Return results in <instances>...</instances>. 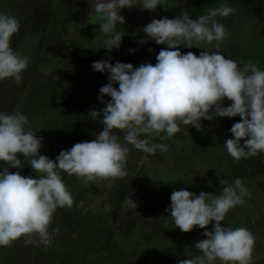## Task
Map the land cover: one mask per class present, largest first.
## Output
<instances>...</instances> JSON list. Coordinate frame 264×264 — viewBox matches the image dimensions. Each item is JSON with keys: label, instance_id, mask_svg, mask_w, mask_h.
Wrapping results in <instances>:
<instances>
[{"label": "rangeland", "instance_id": "374dc122", "mask_svg": "<svg viewBox=\"0 0 264 264\" xmlns=\"http://www.w3.org/2000/svg\"><path fill=\"white\" fill-rule=\"evenodd\" d=\"M212 1L162 0L152 12L136 6L121 9L119 14L125 23L115 28L123 35L121 45L109 52L104 49V41L115 32L106 35L100 31L97 15L90 12L92 0H0V13L14 15L20 24L11 47L29 58V66L21 74V83L11 78L0 81V111L24 114L29 121L26 130L43 138L39 154L52 160L75 143L94 140L103 130L102 117L91 120L89 110L105 106L97 96L100 87L107 83V73L94 72L91 64L110 56L113 64L118 61L131 63L134 68L142 63L154 65L159 51L167 46L146 39L142 28L153 19L175 18L185 9L194 20L222 4L232 7L234 12L226 18L217 17L227 32L219 48L215 43L193 42L192 48L179 46L182 54L191 51L199 56L204 50L219 51L241 67L251 62L264 70V0H216L213 7H209ZM92 20L97 23H90ZM142 39L145 42L139 43ZM130 49L135 51L130 52ZM230 104L227 99L223 101V106ZM239 120V116L202 120L203 131L191 125L183 128L181 124L186 130L182 131L181 140L186 142L177 146L172 137H158L154 144L168 145L161 161L165 163L164 169L147 160L145 167L150 164L149 169L139 171L135 164L137 150L132 148L126 162L129 173L115 180L114 187L112 182L108 185V180L84 184L75 175L61 172L74 203L71 208L55 211L48 229L50 242L44 244L33 237L36 242L26 244V237H21L7 247L0 246V264H178L179 260L194 258L200 255L194 242L205 239L203 232L211 231L213 224L184 233L175 227L170 212L165 209L169 208L173 190L219 195L225 186L220 184L223 174H227L228 184L240 178L250 196L228 211L222 225L232 229L247 228L254 244L263 242L264 154L235 161L222 146L232 138L230 128ZM114 132L123 140L122 132ZM151 137L142 138H147L149 143ZM179 139L177 137V141ZM243 143L242 140L241 145ZM140 155L143 156V151ZM146 157L153 159L149 155ZM18 158L23 162L19 154ZM182 159L187 160L189 166L184 161L186 167H181ZM5 166L0 162V171ZM181 169L194 178L192 185L177 180L175 171ZM10 171L37 178L26 163L21 169ZM132 173H138L136 176L141 179L138 186L141 185L142 192L136 191L138 199L141 204V200L149 199V204L143 203L144 212L131 217L126 210L122 211L123 202L119 200H124L120 192L129 189L128 176ZM147 177L151 183L145 181ZM130 208L133 213L134 208ZM148 225L151 228H147ZM251 261L264 264V256Z\"/></svg>", "mask_w": 264, "mask_h": 264}, {"label": "clouds", "instance_id": "9594fccd", "mask_svg": "<svg viewBox=\"0 0 264 264\" xmlns=\"http://www.w3.org/2000/svg\"><path fill=\"white\" fill-rule=\"evenodd\" d=\"M161 3L92 0L90 12L97 15L100 31L106 35L115 32L104 41V49L111 52L121 45L123 35L115 31L117 24L125 23L119 14L121 9L136 6L152 12ZM233 12L232 7L222 4L195 20L186 9L172 19H153L142 28L146 39L167 46L159 51L154 65L142 63L134 68L131 63L113 64L110 56L93 62L94 72L107 73V83L97 96L105 106L89 110L91 120L102 117L103 130L94 140L60 151L55 160L39 154L43 138L26 130L29 121L24 114L0 111V162L6 165L0 171V246L7 247L21 237H26V244L36 242L33 237L44 244L50 242L48 229L55 211L71 208L74 203L61 172L75 175L84 184L122 178L127 175L126 162L132 148L147 154L167 152V144H149L142 137L168 139L181 130V124L203 131L202 120L239 116L230 128L232 138L222 146L235 161L264 154V70L251 62L241 67L219 51L204 50L197 56L179 50L180 45L192 48L193 42L215 43L219 48L227 32L217 17L226 18ZM90 23L96 24L97 20ZM19 31L14 15L0 13V81L11 78L21 83V74L29 66V58L11 47ZM105 96L110 99L105 100ZM225 99L231 101L229 106H223ZM114 130L123 133V140ZM24 163L37 178L10 171L21 169ZM220 184L225 186L219 195L203 191L197 195L186 189L171 192L165 211L170 212L175 227L187 233L213 224L211 231L203 232L205 239L194 242L200 255L179 260L178 264H250L252 233L244 227L226 228L221 223L228 211L243 203L250 193L240 178L233 184ZM124 206L136 209L137 203L126 197Z\"/></svg>", "mask_w": 264, "mask_h": 264}, {"label": "crops", "instance_id": "0c3cea01", "mask_svg": "<svg viewBox=\"0 0 264 264\" xmlns=\"http://www.w3.org/2000/svg\"><path fill=\"white\" fill-rule=\"evenodd\" d=\"M173 139V138H172ZM174 140V142H177V144H176V146L177 145H181L182 143H184V142H186V141H184L183 142V140H178L177 141V139H173ZM150 141H151V143L152 144H154V140L151 138L150 139ZM174 151V150H173ZM131 152H132V150L130 151V154H131ZM142 151H140V150H137V153L136 152H134L135 153V155H136V157H137V162H136V160H135V164H136V169L137 168H139L138 170L139 171H142L141 169H143L144 170V172L145 171H147L148 169H149V165L150 164H148L146 167H145V165L147 164L146 162H147V160H151L152 162L151 163H155L154 165H156V164H158V166H162V167H160L161 169H164V166L163 165H165V163L164 162H161L162 160H164V158H163V152H161V151H156L155 152V154H147V153H144L143 152V156L142 155H140V153H141ZM146 155H149V156H152L153 157V159H150L149 157H146ZM155 157H157V158H159L158 160H156V159H154ZM185 161V164H187L188 166H189V163H188V161L187 160H183L182 159V161H181V163L179 162V165H181V167L183 166V168H184V166L186 167V165H183V162ZM127 162H128V160H127ZM177 164V163H176ZM146 168H148L147 170H146ZM166 168V167H165ZM182 170L183 169H181V171L180 172H177V171H175V177H178V181H180V182H187V184L188 185H192V181L194 180V178L191 176V175H188L187 173H185V172H182ZM126 171H127V175H128V173H129V168H128V166H126ZM162 171H164V170H162ZM131 175V174H130ZM136 175H138V173L137 174H135V173H132V175L131 176H128L129 177V182H128V190L127 191H122V192H120V193H122L123 195H122V199H124V200H119V201H121V203L123 202V205L120 207V208H122V211L123 210H126V213H128V214H130L131 215V217L133 216V215H135V214H137V213H142V212H144L143 211V209H144V205H142L143 203L144 204H149V199H144V200H141L143 203L141 204V202H140V200L138 199V195H136L137 194V192H142V188H141V185H140V187L138 186L140 183V177H137ZM223 176V179H222V181H225V182H227V184H228V181L226 180V178H227V174L225 175V174H223L222 175ZM221 176V177H222ZM125 177H127V176H125ZM122 178H124V177H122ZM117 179H120V178H111V179H108V181H109V184L108 185H111V182H112V186L114 185L113 183H114V181L115 180H117ZM148 179V180H147ZM145 181L147 182V183H151L150 181H149V178L147 177L146 179H145ZM135 185V186H134ZM108 187V186H107ZM114 187V186H113ZM112 187V188H113ZM110 189H111V187H110ZM110 189L107 191V190H105V193L103 194V196L107 193V192H109L110 191ZM117 190L119 191V190H122V188H117ZM113 191V190H112ZM137 191V192H136ZM150 191V189L148 190V192ZM103 196H101L100 198H98V200H99V203L101 202V200H102V198H103ZM126 197H129L130 199H132V200H134L136 203H137V207H136V209L134 208V212L133 213H130V211H132L131 210V208L130 207H125L124 206V201H125V198ZM97 201V200H96ZM95 201V202H96ZM94 202V203H95ZM102 204V203H101ZM104 206V205H103ZM121 211V212H122ZM124 212V211H123ZM125 213V212H124ZM155 224L156 223H153V225L155 226ZM147 228H151V227H149V225L147 226Z\"/></svg>", "mask_w": 264, "mask_h": 264}, {"label": "flooded vegetation", "instance_id": "af4514ba", "mask_svg": "<svg viewBox=\"0 0 264 264\" xmlns=\"http://www.w3.org/2000/svg\"><path fill=\"white\" fill-rule=\"evenodd\" d=\"M150 143V141H149ZM174 143V140H173ZM109 213V212H108ZM264 242V241H263ZM255 243L252 248V253H251V260L253 259H258L259 257L264 256V243ZM257 262V260H256ZM256 262H252L250 264H256Z\"/></svg>", "mask_w": 264, "mask_h": 264}, {"label": "trees", "instance_id": "16d2710c", "mask_svg": "<svg viewBox=\"0 0 264 264\" xmlns=\"http://www.w3.org/2000/svg\"><path fill=\"white\" fill-rule=\"evenodd\" d=\"M215 1H216V0H213L212 2H209V4H208L209 7H213V5L215 4ZM198 15H199V14H198ZM200 15H201V14H200ZM183 128H184V125H183ZM183 128L180 127L181 130H180L178 133H176L172 138H173V139H177V137H179L180 140H181V139H182V138H181V137H182V136H181L182 131H186V130H183ZM151 138H152L154 141H156V140L158 139V137L155 136V135H154L153 137H151ZM151 138H150V139H151ZM150 139H149V141H150ZM150 143H151V141H150Z\"/></svg>", "mask_w": 264, "mask_h": 264}]
</instances>
